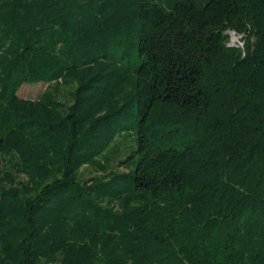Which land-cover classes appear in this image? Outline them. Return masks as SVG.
Wrapping results in <instances>:
<instances>
[{"label": "trees", "instance_id": "obj_1", "mask_svg": "<svg viewBox=\"0 0 264 264\" xmlns=\"http://www.w3.org/2000/svg\"><path fill=\"white\" fill-rule=\"evenodd\" d=\"M0 264H264V0H0Z\"/></svg>", "mask_w": 264, "mask_h": 264}, {"label": "rangeland", "instance_id": "obj_2", "mask_svg": "<svg viewBox=\"0 0 264 264\" xmlns=\"http://www.w3.org/2000/svg\"><path fill=\"white\" fill-rule=\"evenodd\" d=\"M241 41L240 37H236L234 35L230 36V46L231 47H240ZM51 87H54L53 85ZM46 84H24L19 91L17 92V96L24 100H37L40 95L46 90ZM68 89L63 86H58V97L57 99L61 102L66 101L68 98ZM116 160L111 163V166L115 167ZM82 173L84 176H94L95 174L89 169H83Z\"/></svg>", "mask_w": 264, "mask_h": 264}, {"label": "water", "instance_id": "obj_3", "mask_svg": "<svg viewBox=\"0 0 264 264\" xmlns=\"http://www.w3.org/2000/svg\"><path fill=\"white\" fill-rule=\"evenodd\" d=\"M230 35H234V34H230Z\"/></svg>", "mask_w": 264, "mask_h": 264}, {"label": "built area", "instance_id": "obj_4", "mask_svg": "<svg viewBox=\"0 0 264 264\" xmlns=\"http://www.w3.org/2000/svg\"><path fill=\"white\" fill-rule=\"evenodd\" d=\"M230 46V45H229ZM241 46V45H240Z\"/></svg>", "mask_w": 264, "mask_h": 264}]
</instances>
